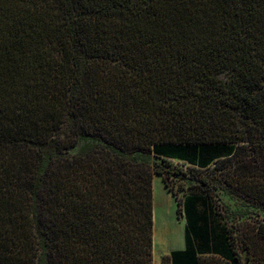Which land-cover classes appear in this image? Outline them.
Wrapping results in <instances>:
<instances>
[{"label": "trees", "instance_id": "16d2710c", "mask_svg": "<svg viewBox=\"0 0 264 264\" xmlns=\"http://www.w3.org/2000/svg\"><path fill=\"white\" fill-rule=\"evenodd\" d=\"M233 157L264 207V0H0V264H154L155 175L186 219L162 264H264V221L169 184Z\"/></svg>", "mask_w": 264, "mask_h": 264}, {"label": "rangeland", "instance_id": "374dc122", "mask_svg": "<svg viewBox=\"0 0 264 264\" xmlns=\"http://www.w3.org/2000/svg\"><path fill=\"white\" fill-rule=\"evenodd\" d=\"M246 154L250 157L253 152L249 151ZM239 160L240 158L233 157V160L225 162L223 167L215 166L216 161H214L205 168L191 165L184 160H174L182 168L183 173L170 177L169 184L182 201L190 194L201 196L204 207L207 208L206 204H208L210 214L215 217L218 227L224 228L226 232L231 230L233 224L240 222L254 224L264 221V207L258 206L243 190L229 184V181L239 178L235 170ZM154 178L156 179L154 184L156 189L154 259L156 261L164 253L163 251L171 247L183 246L185 220L179 215L174 199L171 204L163 199L162 176L155 175ZM237 234V230H234L233 235L238 236ZM235 247L240 252L244 264H247V250L244 245L236 242Z\"/></svg>", "mask_w": 264, "mask_h": 264}, {"label": "crops", "instance_id": "0c3cea01", "mask_svg": "<svg viewBox=\"0 0 264 264\" xmlns=\"http://www.w3.org/2000/svg\"><path fill=\"white\" fill-rule=\"evenodd\" d=\"M155 181H156V179L154 178L153 186L155 184ZM162 192H163V199L165 200V202L171 204V203H173V199H174L176 204H177V200H176L174 194L165 185V182H164V188L162 189ZM155 197H156V189H154V200H155ZM177 209H178V204H177ZM181 217H183V216H181ZM184 220H185V227H184V244H183V246L181 245V246L176 247V248L175 247L174 248L171 247L170 249H168L166 251H163L164 253H162L160 255L158 260L155 261V259H154L156 264H162L164 256L169 255L173 250H183V249H185V247H186V240H185L186 219H185V217H184ZM155 237H156V214H155V210H154V239H155ZM154 245H155V243H154Z\"/></svg>", "mask_w": 264, "mask_h": 264}]
</instances>
